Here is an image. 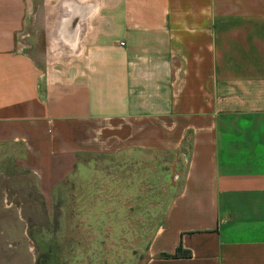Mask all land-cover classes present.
I'll return each mask as SVG.
<instances>
[{
	"label": "crops",
	"instance_id": "0c3cea01",
	"mask_svg": "<svg viewBox=\"0 0 264 264\" xmlns=\"http://www.w3.org/2000/svg\"><path fill=\"white\" fill-rule=\"evenodd\" d=\"M2 152L45 202L84 158L173 155L124 264H264V0H0Z\"/></svg>",
	"mask_w": 264,
	"mask_h": 264
},
{
	"label": "rangeland",
	"instance_id": "374dc122",
	"mask_svg": "<svg viewBox=\"0 0 264 264\" xmlns=\"http://www.w3.org/2000/svg\"><path fill=\"white\" fill-rule=\"evenodd\" d=\"M81 165L58 196L42 202L35 177L0 153V264H124L142 255L183 164L145 152L87 157Z\"/></svg>",
	"mask_w": 264,
	"mask_h": 264
},
{
	"label": "trees",
	"instance_id": "16d2710c",
	"mask_svg": "<svg viewBox=\"0 0 264 264\" xmlns=\"http://www.w3.org/2000/svg\"><path fill=\"white\" fill-rule=\"evenodd\" d=\"M26 173H27V172H26ZM60 188H61V187H58V188L55 190V196H56V195H57V196L59 195V189H60ZM38 194H39V197H40L39 199H40L42 202H44V200H43L41 194L39 193V191H38ZM181 254H183V255H185V256H189V253H188V252H182L180 247L177 248L176 252H175L173 255L161 254V256H162V257H178V256L181 255Z\"/></svg>",
	"mask_w": 264,
	"mask_h": 264
}]
</instances>
